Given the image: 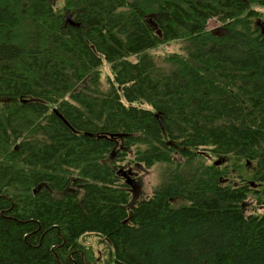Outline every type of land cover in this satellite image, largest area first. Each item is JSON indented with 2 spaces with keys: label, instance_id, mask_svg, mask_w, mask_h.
<instances>
[{
  "label": "trees",
  "instance_id": "1",
  "mask_svg": "<svg viewBox=\"0 0 264 264\" xmlns=\"http://www.w3.org/2000/svg\"><path fill=\"white\" fill-rule=\"evenodd\" d=\"M258 8L0 0V264H264ZM128 157L164 167L134 206Z\"/></svg>",
  "mask_w": 264,
  "mask_h": 264
},
{
  "label": "rangeland",
  "instance_id": "2",
  "mask_svg": "<svg viewBox=\"0 0 264 264\" xmlns=\"http://www.w3.org/2000/svg\"><path fill=\"white\" fill-rule=\"evenodd\" d=\"M259 12L264 17V8H258ZM222 23V22H220ZM209 28L214 31L219 32L221 25L219 24V21L212 20L209 23ZM182 44L181 43H171L168 46L162 48L164 50V53H174V52H181ZM110 71L108 67H105V69L102 71V81L103 86H107L108 77L110 76ZM180 159V158H178ZM218 161L216 160V163L218 165ZM221 161V160H220ZM219 165H224L229 163V161L224 160ZM231 169H234V174H237V168H233L231 164H229ZM118 167L124 172L121 173L122 178L124 181H122L123 184H125V178L124 174L127 173V176L132 179L131 183H128L131 186V193H132V199L130 201V206H134L136 202L143 200L144 198H147L151 196L154 192V189L158 186V182L161 181L164 167L162 165H156L151 169H145L142 165H138L137 163H134L132 161V157H128L126 161L122 164H119ZM241 172L239 171L238 174ZM232 178V177H229ZM224 182L226 181V178L223 179ZM264 201V197L262 198ZM184 202L182 200H175L172 202V205L174 207L183 205ZM244 212L246 215L249 214H260L264 215V204H259L256 197L251 196L248 198L246 204L244 205Z\"/></svg>",
  "mask_w": 264,
  "mask_h": 264
},
{
  "label": "bare ground",
  "instance_id": "3",
  "mask_svg": "<svg viewBox=\"0 0 264 264\" xmlns=\"http://www.w3.org/2000/svg\"><path fill=\"white\" fill-rule=\"evenodd\" d=\"M67 16H70L71 17V19H72V16L71 15H66V18H67ZM66 18H65V20H66ZM66 24H68L67 22H66ZM258 24H260L261 25V27L263 28V24H264V22H262V21H259L258 22ZM77 26V25H76ZM207 30H210L209 29V24L207 25ZM216 34V33H215ZM53 112L55 113V114H57L58 115V117L60 118V120H62L63 122H64V124H66L68 127H69V125H68V123H67V121L63 118V116L62 115H60V114H58V112L56 111V110H53ZM156 117L158 118L159 117V115H156ZM159 120H160V117L158 118ZM113 136H111V138H112ZM215 165H217V163H215ZM218 165H219V161H218ZM118 173H124L121 169L118 171ZM127 174V173H126ZM124 178H127V176H125V174H124ZM126 182H128V180H126Z\"/></svg>",
  "mask_w": 264,
  "mask_h": 264
},
{
  "label": "flooded vegetation",
  "instance_id": "4",
  "mask_svg": "<svg viewBox=\"0 0 264 264\" xmlns=\"http://www.w3.org/2000/svg\"><path fill=\"white\" fill-rule=\"evenodd\" d=\"M210 29V28H209ZM211 30V29H210ZM211 31H213V32H217V31H214L213 29L211 30ZM207 158V157H206ZM208 159V158H207ZM138 165H140V164H138ZM144 167V166H143ZM145 168V167H144ZM146 169V168H145ZM119 170H120V167H119ZM118 170V171H119ZM119 174V176H121V174L120 173H118ZM122 177V176H121ZM126 180H128V182H126ZM132 182V179H130L128 176H127V178H125V183L128 185V186H130L128 183H131ZM130 191H132L131 190V186H130ZM132 194V193H131ZM57 196L59 195L58 193L56 194Z\"/></svg>",
  "mask_w": 264,
  "mask_h": 264
},
{
  "label": "water",
  "instance_id": "5",
  "mask_svg": "<svg viewBox=\"0 0 264 264\" xmlns=\"http://www.w3.org/2000/svg\"><path fill=\"white\" fill-rule=\"evenodd\" d=\"M66 22L68 24H70L71 26H74V27H77L76 24L72 21L71 17L70 16H67L66 18ZM159 118V117H158ZM125 176H127V174H125Z\"/></svg>",
  "mask_w": 264,
  "mask_h": 264
}]
</instances>
